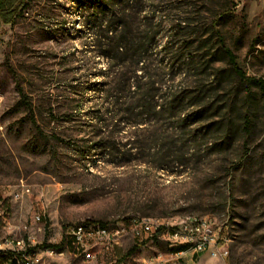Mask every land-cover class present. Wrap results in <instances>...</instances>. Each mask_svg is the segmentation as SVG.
Returning <instances> with one entry per match:
<instances>
[{"label":"rangeland","instance_id":"374dc122","mask_svg":"<svg viewBox=\"0 0 264 264\" xmlns=\"http://www.w3.org/2000/svg\"><path fill=\"white\" fill-rule=\"evenodd\" d=\"M18 1L15 17L0 21V242L29 244L38 264H137L168 247L127 235L91 262L72 246L60 257L44 250L59 249L65 227L83 221L127 228L140 218L205 217L229 254L207 264H264V99L213 56L219 34L245 76L264 81V0H124L115 12L101 0L106 9L96 19L94 0ZM111 21L117 36H151L143 65L105 57ZM179 21L200 24L203 35L188 73L170 71L159 48ZM142 68L163 75L155 78L160 100L169 86L196 94L199 83H211L209 118L176 127L167 113H127L133 95L111 76L138 77ZM212 123L217 129L207 133ZM180 132L189 141L170 145Z\"/></svg>","mask_w":264,"mask_h":264},{"label":"trees","instance_id":"16d2710c","mask_svg":"<svg viewBox=\"0 0 264 264\" xmlns=\"http://www.w3.org/2000/svg\"><path fill=\"white\" fill-rule=\"evenodd\" d=\"M94 1L95 3L93 4V7L95 8V11L93 13V17L96 19L98 17V13L104 11L106 7L102 4L101 0ZM111 1L112 6L110 7L113 9V12H115L117 7L120 6L121 2L124 0ZM20 4L21 2L18 0H0V21L3 23H8L11 19H13ZM222 7L223 5L218 6V9L221 10V13L224 12L221 9ZM116 25L117 23L112 21L107 25L106 33H110V36H107L106 38L108 54L105 57L109 59L110 63H113L115 60L121 58L128 59L134 68L135 65H143L142 56L145 51L144 48L149 43L148 41H150L151 36H149L147 33L144 36H138L134 34L128 35L125 31H123V34L121 33L120 36H117L116 30H112V28H115ZM200 27L201 25L198 23L194 25L192 22L186 23L183 21L176 22L170 27V34L164 37L162 45L159 46L160 53L163 55L162 58L166 62L165 66H167L170 71L174 68V65H177L180 69L181 67H184L183 69H185L187 73L195 69L194 66L196 56L193 55L192 51L190 50L193 49V47H196V49L197 47H201V37L203 35L200 31ZM214 27L215 24H213L212 28ZM216 41L218 48L213 53V56L221 57V59L226 62L229 71L236 79H238L239 82H241V84L249 83L254 85L258 89L260 97L264 99V81L247 78L244 72L238 68L234 54L225 45L224 39L219 34L216 35ZM109 54H114V56L109 57ZM111 67L114 66L111 65ZM141 71L142 72L140 73V76H134L133 78L129 77L128 73L126 72L120 74L119 70H116V72L112 73L111 78L117 87H119L118 91L122 94L124 92H128L129 94L131 93L133 95V97L127 98L128 102L126 104L128 105V108L125 110L127 113L132 114L133 111H137V109L140 111L138 115L148 113H167L170 119H174L176 123H179V126L176 127H182L189 120L191 123H196L209 118H207V115H209L215 103L211 98L213 93L211 83L208 85H202L199 83L196 88V94H194V92H187L182 88L172 90L171 86L167 88L165 87V94H167V97L165 96V98L160 100L161 98L157 97V93L159 91L157 83L159 82H157L156 79L159 77L162 78L163 75L151 74L147 70L143 71V68ZM135 73L136 70L134 69V75H136ZM178 75H182V77L186 76L183 70L182 72L179 71ZM215 75L216 74H211V77H214L213 79L216 80L219 77V74L216 76ZM130 79H133L131 83L129 82ZM167 81L172 82V76L171 78L167 79ZM121 95L114 98L117 105H120L121 99L126 97ZM158 99L160 102H158ZM185 107H197V109L190 115L185 116L183 113ZM222 120L224 121L225 117H223ZM215 125L216 124L214 123L208 124L205 127L206 132L210 133V131H216L217 126ZM180 134L182 133H179V139L174 140V143L171 142L170 145L174 146L177 141H179L178 144L183 146L185 145V142L187 143L189 141V138L187 135L185 136V133H183L182 136H180ZM194 140L195 138L193 137V141ZM99 224L105 225L102 223ZM62 245L63 240L55 247H61ZM45 248H52V246L46 245ZM136 249L137 246L134 245L127 252V255L133 253ZM183 250L185 249L180 247L169 249V252L177 253ZM30 251H33V248ZM2 256L8 257V264H20V260L17 255L11 253H0V257Z\"/></svg>","mask_w":264,"mask_h":264},{"label":"built area","instance_id":"2783aa9c","mask_svg":"<svg viewBox=\"0 0 264 264\" xmlns=\"http://www.w3.org/2000/svg\"><path fill=\"white\" fill-rule=\"evenodd\" d=\"M18 197L19 194H16L15 198ZM127 235L136 239L156 237L162 240L168 249L183 247L196 254H207L212 260H225L229 255L226 247L227 238L209 218L205 217H188L181 221L172 220L167 224L159 219L140 218L131 220L127 228L83 221L67 225L64 229L63 245L59 249L46 248L44 254L48 257H60L72 246L71 250L75 255L91 262L101 250H109L113 244ZM31 249L29 244L22 240L5 239L0 242V253L17 255L20 264H38L37 254L30 251ZM185 250L177 252L176 258L163 259L160 255L137 264H184L179 257Z\"/></svg>","mask_w":264,"mask_h":264},{"label":"crops","instance_id":"0c3cea01","mask_svg":"<svg viewBox=\"0 0 264 264\" xmlns=\"http://www.w3.org/2000/svg\"><path fill=\"white\" fill-rule=\"evenodd\" d=\"M176 258V253H167L163 255V259ZM184 264H207V254H196L191 250L185 252L179 257Z\"/></svg>","mask_w":264,"mask_h":264}]
</instances>
